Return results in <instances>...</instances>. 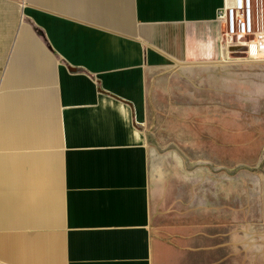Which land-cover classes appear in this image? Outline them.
<instances>
[{"label": "crops", "instance_id": "1", "mask_svg": "<svg viewBox=\"0 0 264 264\" xmlns=\"http://www.w3.org/2000/svg\"><path fill=\"white\" fill-rule=\"evenodd\" d=\"M225 1L0 0V264H229L151 225L144 139L152 85L223 58Z\"/></svg>", "mask_w": 264, "mask_h": 264}, {"label": "rangeland", "instance_id": "2", "mask_svg": "<svg viewBox=\"0 0 264 264\" xmlns=\"http://www.w3.org/2000/svg\"><path fill=\"white\" fill-rule=\"evenodd\" d=\"M149 91L151 225L218 235L229 264H264V57L229 46Z\"/></svg>", "mask_w": 264, "mask_h": 264}, {"label": "built area", "instance_id": "3", "mask_svg": "<svg viewBox=\"0 0 264 264\" xmlns=\"http://www.w3.org/2000/svg\"><path fill=\"white\" fill-rule=\"evenodd\" d=\"M224 46H241L250 58L264 57V0H226L217 12Z\"/></svg>", "mask_w": 264, "mask_h": 264}]
</instances>
